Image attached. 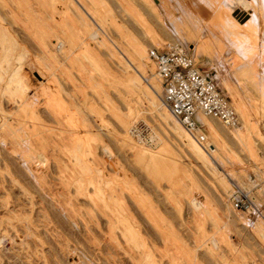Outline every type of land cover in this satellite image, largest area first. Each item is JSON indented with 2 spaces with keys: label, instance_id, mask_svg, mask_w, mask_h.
Instances as JSON below:
<instances>
[{
  "label": "rangeland",
  "instance_id": "rangeland-1",
  "mask_svg": "<svg viewBox=\"0 0 264 264\" xmlns=\"http://www.w3.org/2000/svg\"><path fill=\"white\" fill-rule=\"evenodd\" d=\"M241 1L0 0V264H264V0ZM170 44L252 135L173 132L148 56Z\"/></svg>",
  "mask_w": 264,
  "mask_h": 264
},
{
  "label": "built area",
  "instance_id": "built-area-1",
  "mask_svg": "<svg viewBox=\"0 0 264 264\" xmlns=\"http://www.w3.org/2000/svg\"><path fill=\"white\" fill-rule=\"evenodd\" d=\"M148 56L163 90V104L187 133L204 141L205 126L198 120L199 115L219 120L229 128L240 125L239 115L215 79L197 65L184 46L170 44L165 50L151 48ZM262 129L264 132V123ZM231 200L241 211L248 212L253 207L246 193L237 191Z\"/></svg>",
  "mask_w": 264,
  "mask_h": 264
},
{
  "label": "bare ground",
  "instance_id": "bare-ground-1",
  "mask_svg": "<svg viewBox=\"0 0 264 264\" xmlns=\"http://www.w3.org/2000/svg\"><path fill=\"white\" fill-rule=\"evenodd\" d=\"M235 17H237V18H239L238 20H239V24L240 25H242V24H244L245 22H246V20L245 19H241L242 17H244L246 14H244L243 12H241V13H239V12H236L235 11ZM165 20V19H164ZM117 49V48H116ZM138 49V48H137ZM140 51V50H139ZM137 54H138V52H137ZM122 55V54H121ZM139 56H141V58L145 61L146 60V55L144 56L142 53H140V55ZM131 64V63H130ZM151 69H152V71H154V67L152 66L151 67ZM143 69L142 70H138V69H135V68H133V72L136 74V75H134L130 80H129V83H132V84H134V85H136V87L137 88H139V89H143V90H145V93L146 94H149L150 95V93H152V95H153V98H152V101H151V103H152V105H154V107L156 106V99H157V97H158V95H159V93L157 92V91H155V90H152L151 88H148V86L145 84V81L148 83V81L144 78V81L143 80H141L142 78H143ZM218 71V70H217ZM153 76H154V78H155V73L153 74ZM223 76V75H222ZM221 75H220V78L218 79L219 80V88L221 89V90H223V91H225V92H229L230 93V88H229V86L227 85V81L226 80H224L223 78H221L222 77ZM142 77V78H141ZM136 92V91H135ZM232 92V91H231ZM224 93V92H223ZM228 94V93H227ZM232 94V93H231ZM225 95V94H224ZM226 96V95H225ZM163 106L168 110V108L163 104ZM159 110V109H158ZM236 111V110H235ZM168 112L170 113V111L168 110ZM159 113V112H158ZM171 114V113H170ZM238 114V113H237ZM171 116H172V114H171ZM163 121H165L167 124H169V119H168V117L165 115V114H161L160 116H159ZM173 117V116H172ZM174 118V117H173ZM198 120L201 122V124L202 125H204L203 123H202V120H204V121H207V120H214V121H218V122H221V121H219V120H216V119H213V118H210V117H205V116H202V115H199L198 117ZM175 119V118H174ZM176 120V119H175ZM177 121V120H176ZM178 122V121H177ZM207 123V122H206ZM208 127H209V130H210V132H211V134L216 138V139H218V141H219V143H225L226 141V139H225V137L221 134V132L218 130V128L214 125V124H212V123H210L209 121H208ZM222 123V122H221ZM178 124L180 125V126H178V125H176V126H174V127H172L171 129L173 130V132L175 133V134H177V135H179V136H182V133H181V128L187 133V131L183 128V126L178 122ZM223 124V123H222ZM181 127V128H180ZM227 127V126H226ZM245 127V126H244ZM246 127H247V130H246V132H248V134H251L252 135V132L254 131V124H253V122L252 121H249L248 123H247V125H246ZM229 128V127H228ZM234 128H236L235 130V134H236V136L238 137V138H245L244 137V134L246 133V132H243V130H242V126H241V124L238 126V127H234ZM264 133V132H263ZM189 134V133H188ZM191 135V134H190ZM246 135V134H245ZM192 136V135H191ZM250 138V137H249ZM206 139V138H205ZM250 142H251V138L249 139V146H250ZM223 145V144H222ZM188 146V145H187ZM202 146H204L203 144H202ZM251 146H253V145H251ZM254 147V146H253ZM189 148H190V150L192 151V153L195 155V157L197 158V159H199V160H201V161H203L204 159H203V156H202V154H201V152L200 151H198V150H195L194 148H192V147H190L189 146ZM224 148V147H223ZM255 148V147H254ZM250 149V148H249ZM256 149V148H255ZM208 150L210 151L209 152V154H210V156H213L214 155V157H215V155L217 154V152H218V149H217V147H216V149H211L210 148V146H208ZM219 153V152H218ZM208 155V154H207ZM218 155V154H217ZM232 156V155H231ZM234 157V156H233ZM250 157H251V160L254 162V164H256L257 165V163H258V155H257V152L254 150V149H252V147H251V149H250ZM262 158H263V169H262V174L264 173V155H262ZM223 160V159H222ZM218 162V161H217ZM259 167V166H258ZM241 177L243 178H248L249 177V175L247 174V173H242V175H241ZM260 186V184L258 185L257 184V186H256V188L257 187H259ZM249 195V194H248ZM257 227H258V230H259V232L261 233V234H263L264 235V223L263 222H258L257 223ZM262 235V236H263Z\"/></svg>",
  "mask_w": 264,
  "mask_h": 264
},
{
  "label": "crops",
  "instance_id": "crops-1",
  "mask_svg": "<svg viewBox=\"0 0 264 264\" xmlns=\"http://www.w3.org/2000/svg\"><path fill=\"white\" fill-rule=\"evenodd\" d=\"M241 3L245 6V1H244V0H242ZM195 62H196V61H195ZM202 123H203L204 125L206 124L204 120H202Z\"/></svg>",
  "mask_w": 264,
  "mask_h": 264
}]
</instances>
